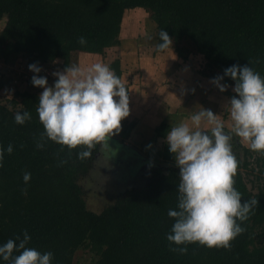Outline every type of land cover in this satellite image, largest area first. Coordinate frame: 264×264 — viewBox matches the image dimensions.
Returning a JSON list of instances; mask_svg holds the SVG:
<instances>
[{
	"label": "trees",
	"instance_id": "obj_1",
	"mask_svg": "<svg viewBox=\"0 0 264 264\" xmlns=\"http://www.w3.org/2000/svg\"><path fill=\"white\" fill-rule=\"evenodd\" d=\"M136 7L151 10L157 44L161 29L176 43L188 39L203 57V74L222 75L228 66L247 64L264 76V0H0V59L40 66L59 58L65 68L73 52L101 54L118 45L123 14ZM81 36L86 44L78 42ZM119 66L118 59L109 64L120 78ZM222 82L235 84L228 76ZM8 84L1 76L0 90ZM29 88L17 86L0 99V148L13 147L0 166V244L23 238L27 230V247L51 251L52 264H73L79 247L96 256L92 264H264V154L232 136L233 186L241 202L257 198L258 204L238 221L245 230L230 248L194 242L180 253L172 248L184 245L166 238L174 223L168 210L177 207L180 182L167 143L157 151L160 159L150 166L147 183L127 187L95 212L86 205L79 179L91 169L100 144L81 159L78 152L86 146L69 149L44 136L36 111L39 96ZM17 111L30 112L31 119L16 123ZM169 128L161 122L153 138L165 137ZM25 172L31 174L28 182Z\"/></svg>",
	"mask_w": 264,
	"mask_h": 264
},
{
	"label": "clouds",
	"instance_id": "obj_2",
	"mask_svg": "<svg viewBox=\"0 0 264 264\" xmlns=\"http://www.w3.org/2000/svg\"><path fill=\"white\" fill-rule=\"evenodd\" d=\"M159 40L157 50L172 47L173 40L164 29ZM78 42L83 45L87 40L81 36ZM28 67L34 73L31 83L43 89L36 111L44 136L69 149L86 146L78 152L83 159L92 156L97 144L103 148L121 130V120L129 115L128 89L107 64L97 62L86 69L67 65L63 71H53L56 79L51 85L46 76L37 75L41 66L34 62ZM224 76L235 81L232 91L237 94L225 104L230 130L225 131L223 121L212 110L201 107L190 117L191 125L171 127L164 138L180 177L177 207L168 210L174 223L166 238L177 246L184 245L172 248L180 253L187 252L186 245L194 242L230 248V241L245 230L238 221L246 220L258 204L257 198L241 202L242 194L233 186L237 160L230 141L236 135L251 150L264 154V76L247 64H233L211 79L221 92L228 87L221 82ZM29 119L28 111L14 115L18 124ZM5 151L11 153L12 145L0 148V166ZM30 177L25 172L23 179L28 182ZM30 239L24 230L23 238L18 235L0 244V261L52 264L53 253L27 247Z\"/></svg>",
	"mask_w": 264,
	"mask_h": 264
},
{
	"label": "crops",
	"instance_id": "obj_3",
	"mask_svg": "<svg viewBox=\"0 0 264 264\" xmlns=\"http://www.w3.org/2000/svg\"><path fill=\"white\" fill-rule=\"evenodd\" d=\"M142 33L145 36L144 42H140L136 39L137 36L133 37L131 33L128 34L130 37L127 36L121 27L117 52L111 60L107 61L105 57L109 50L107 48L111 49L113 46L105 48L101 54L73 52L69 65H79L86 69L97 62L109 66L115 59L120 61V79L128 89L129 115L121 120V130L112 135L109 140L124 146L128 144L129 146L126 147L136 152V156H140L148 163L151 162L148 155H157V151L166 143L165 137L153 138L154 128L158 124L165 122L170 128L180 123L191 125L190 117L204 107L212 110L225 125L230 121V116L226 113L224 119L222 114L227 112L225 104L230 99V95H227L225 91L221 92L211 82L215 76L201 72L204 69L201 54H191V52L180 54L176 48L171 50L170 46L167 50L156 51V34L148 36L146 31ZM149 37H151L150 41ZM147 40L154 46H148ZM144 48L148 49V52L145 51L142 55ZM61 64L62 60L59 58L40 64L51 70L47 77L50 85L56 79L52 75L53 71L65 69ZM29 87L38 96L43 90L32 83ZM204 123L202 121V126ZM125 127L126 132H124ZM158 142L161 144L160 149L155 151L153 149ZM101 152L102 147L99 145V153L96 156Z\"/></svg>",
	"mask_w": 264,
	"mask_h": 264
},
{
	"label": "rangeland",
	"instance_id": "obj_4",
	"mask_svg": "<svg viewBox=\"0 0 264 264\" xmlns=\"http://www.w3.org/2000/svg\"><path fill=\"white\" fill-rule=\"evenodd\" d=\"M150 13L151 10L143 7L126 9L123 14L120 27H122V30L127 34V36L131 33L133 37L137 36L136 39L140 40V42H144L143 39L145 36L142 33L143 31H146V35L148 36L156 34V24ZM150 39L151 37L148 38L149 41ZM177 45L183 48L185 54L190 52L191 54L197 53L188 39L183 38L178 43L173 40V44L172 47L170 46V49L174 50ZM148 46L153 47L154 45H151L148 42ZM117 47V45H114L112 47L113 49L107 48L109 49L108 52L105 51L107 53L105 57L107 61L114 57V53L117 52ZM111 50L113 52H111ZM147 50L148 49L144 48L141 52L142 55H144ZM25 64L26 62L22 58L17 59L12 64H5L4 61L0 59V77L2 76V78L10 84L13 78L17 76L16 70L20 72L21 68H23ZM13 69L15 71H13ZM227 85L228 87L225 90V93L231 97L233 94V85ZM41 89L42 88L40 87V90ZM11 94L12 92L9 90H0V99L5 101V98H9L7 96H11ZM226 113L228 112H224V114H222L224 119L226 118ZM230 128L231 119L227 124H225V131H229ZM233 136L241 142V139L238 136ZM107 143L108 144L102 148L101 154L94 160L87 175L79 179V183L84 190L86 205L89 209L95 212L101 211L105 206L112 203L114 199L123 193L127 187H139L140 185H143L144 182H140V179H144L150 166H152L155 161L160 159L156 155L157 158L154 160L151 159V162H148L149 164L146 165L147 161L140 158V156H136V152L131 150L129 147H126L129 146L127 143H125L127 144L126 146L121 143L111 142V140H108ZM160 145L161 144L158 142L153 150H159ZM250 185L251 184L249 183L248 186ZM95 258L96 256L87 248L79 247L74 252L73 264H92Z\"/></svg>",
	"mask_w": 264,
	"mask_h": 264
},
{
	"label": "built area",
	"instance_id": "obj_5",
	"mask_svg": "<svg viewBox=\"0 0 264 264\" xmlns=\"http://www.w3.org/2000/svg\"><path fill=\"white\" fill-rule=\"evenodd\" d=\"M29 64H25L23 68H21V71L19 72L18 70H16L17 72V76L15 78H13L12 82H10V84H8L7 86L3 87L2 90H9L10 92L13 93L14 89L18 86H25L27 84L31 83V77L34 75V73L29 69L28 67ZM41 66V65H40ZM42 70L40 73H38L37 75H43L48 77V75L51 73V70L49 67L46 66H41ZM10 70V69H8ZM13 71H15L13 69ZM25 84V85H24Z\"/></svg>",
	"mask_w": 264,
	"mask_h": 264
},
{
	"label": "water",
	"instance_id": "obj_6",
	"mask_svg": "<svg viewBox=\"0 0 264 264\" xmlns=\"http://www.w3.org/2000/svg\"><path fill=\"white\" fill-rule=\"evenodd\" d=\"M99 153V150H98V152H97V154ZM146 162V161H145ZM149 163H147L146 162V165H148ZM151 165V164H150ZM144 180H145V183H147V181H148V179H147V177L145 176V178H144Z\"/></svg>",
	"mask_w": 264,
	"mask_h": 264
},
{
	"label": "flooded vegetation",
	"instance_id": "obj_7",
	"mask_svg": "<svg viewBox=\"0 0 264 264\" xmlns=\"http://www.w3.org/2000/svg\"><path fill=\"white\" fill-rule=\"evenodd\" d=\"M140 182H145V180L142 178V179H140ZM140 182H139V183H140Z\"/></svg>",
	"mask_w": 264,
	"mask_h": 264
}]
</instances>
